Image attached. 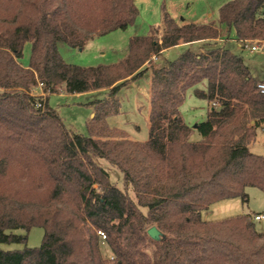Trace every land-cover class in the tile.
Here are the masks:
<instances>
[{"label": "trees", "instance_id": "trees-1", "mask_svg": "<svg viewBox=\"0 0 264 264\" xmlns=\"http://www.w3.org/2000/svg\"><path fill=\"white\" fill-rule=\"evenodd\" d=\"M263 12L264 0H232L220 7L218 23L244 47L261 44ZM138 16L135 0H0V243H25L18 229L45 232L39 248L0 249V264H264V231L254 218L202 219L215 202L247 201L248 187L264 191V155L248 147L264 127V95L244 58L217 45L219 24H179L165 12L161 28L132 37L122 60L109 65H72L59 52L61 44L83 50ZM195 43L198 51L174 61L152 60ZM27 44L31 62L23 67ZM146 72L149 139L138 142L107 119L118 114L120 91ZM203 81L207 90L195 94L215 106L194 143L179 109ZM39 87L45 96L32 94ZM62 87L107 92L90 102L89 136L67 128L50 107ZM102 163L121 172L125 190ZM152 227L162 240L148 235Z\"/></svg>", "mask_w": 264, "mask_h": 264}, {"label": "rangeland", "instance_id": "rangeland-1", "mask_svg": "<svg viewBox=\"0 0 264 264\" xmlns=\"http://www.w3.org/2000/svg\"><path fill=\"white\" fill-rule=\"evenodd\" d=\"M229 1L232 0H135L139 16L132 26L126 30H118L105 36L96 37L83 50L73 49L61 44L59 52L63 59L72 65L94 67L114 64L126 55L130 39L135 36L148 35L156 22H162L165 12L179 24H205L211 22L219 24V9ZM219 26L222 28L223 41L217 45L242 56L254 76L259 80L264 79V43L250 41L247 42L248 46L244 47V44H241L236 38L234 30L230 32L227 26L220 24ZM155 34H158L157 37L161 38L163 33L160 29ZM253 45L259 46L260 50L252 51L251 47ZM190 49L198 51L199 47L193 46ZM184 50L181 47L169 48L163 53L161 61H174ZM152 60L153 62H159L154 57ZM30 62L31 45L27 44L19 63L23 67H28ZM150 88V72H146L138 80L124 87L118 95V114L107 119L108 126L124 131L131 140L146 142L149 139ZM196 89L206 91L207 82L203 81L197 86L189 88L179 109L182 119L191 129L189 140L194 143L203 140L196 126L207 120L209 111L213 107L208 100L196 96ZM35 92L37 96L38 94L45 96L42 89ZM103 98L102 90L69 94L62 87L58 93L49 96V105L57 111L67 128L80 135L89 136L91 133L88 125L95 115V108L90 102ZM254 124V121L250 122V125ZM248 147L256 155H264V127L259 130L256 139ZM104 166L110 174L111 182L119 189L125 190L121 172L106 164ZM94 188H97V185ZM245 193L247 194V201H244L241 197H234L211 204L202 211V219L207 222H221L239 216L254 218L257 214H264V191L257 187H248ZM129 194L134 197L131 192ZM254 224L258 232L264 231V221H254ZM13 233L16 235L26 234V242L0 243L1 250H22L25 246L31 249L39 248L43 243L45 234L42 227H33L29 232L18 229L14 230ZM102 252L104 255H110L105 245H102ZM261 260L264 261V256Z\"/></svg>", "mask_w": 264, "mask_h": 264}, {"label": "built area", "instance_id": "built-area-1", "mask_svg": "<svg viewBox=\"0 0 264 264\" xmlns=\"http://www.w3.org/2000/svg\"><path fill=\"white\" fill-rule=\"evenodd\" d=\"M246 46H248V44L246 43L245 44V47ZM251 50L252 51H258V50H260L259 49V46H257V45H253L252 47H251ZM154 59L156 60V57H154ZM40 87H41V85H40ZM37 88V89H34L33 90V92H32V94L34 95V96H37L35 93V91L36 90H38V89H41V88ZM257 88H258V90L264 95V81H260V82H258V84H257ZM38 96H43V94H38ZM212 105L213 106H215V104L214 103H212ZM40 106V105H39ZM254 220L255 221H264V214H257V215H255L254 216ZM99 233V236L102 238V240H105L106 239V236L104 235V233L103 232H101V231H99L98 232Z\"/></svg>", "mask_w": 264, "mask_h": 264}, {"label": "crops", "instance_id": "crops-1", "mask_svg": "<svg viewBox=\"0 0 264 264\" xmlns=\"http://www.w3.org/2000/svg\"><path fill=\"white\" fill-rule=\"evenodd\" d=\"M161 26H162V22H156V24H155V26L154 27H152V28H154V29H157V28H161ZM221 37H222V28H221ZM228 31H230L229 30V28H228ZM231 32V31H230ZM225 37V36H224ZM197 45V43H195V44H180V45H178V46H175V47H181V48H184L185 50H187V49H190L191 47H193V46H196ZM184 50V51H185ZM165 52V51H164ZM163 52V53H164ZM163 53H162V55L159 57V58H157V60L156 61H159V60H161V58L163 57ZM256 78V77H255ZM256 80L258 81V82H260V81H264V79H257L256 78ZM103 91V94H104V97L106 96L105 95V93H107L105 90H102ZM119 95V94H118ZM94 117V116H93Z\"/></svg>", "mask_w": 264, "mask_h": 264}, {"label": "water", "instance_id": "water-1", "mask_svg": "<svg viewBox=\"0 0 264 264\" xmlns=\"http://www.w3.org/2000/svg\"><path fill=\"white\" fill-rule=\"evenodd\" d=\"M197 128V126H196ZM148 235L156 241H160L164 238L163 234L156 228V227H152L148 230Z\"/></svg>", "mask_w": 264, "mask_h": 264}]
</instances>
